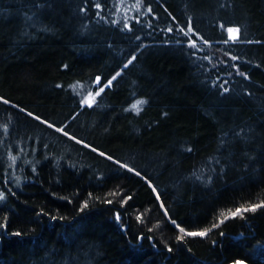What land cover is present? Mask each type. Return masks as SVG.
Wrapping results in <instances>:
<instances>
[{
    "label": "trees",
    "instance_id": "obj_1",
    "mask_svg": "<svg viewBox=\"0 0 264 264\" xmlns=\"http://www.w3.org/2000/svg\"><path fill=\"white\" fill-rule=\"evenodd\" d=\"M0 194V264H264V0H0Z\"/></svg>",
    "mask_w": 264,
    "mask_h": 264
},
{
    "label": "snow or ice",
    "instance_id": "obj_2",
    "mask_svg": "<svg viewBox=\"0 0 264 264\" xmlns=\"http://www.w3.org/2000/svg\"><path fill=\"white\" fill-rule=\"evenodd\" d=\"M188 31L191 32L192 29L189 28ZM227 32L229 34V39H231L232 41H236L237 39H239V29L238 28H228ZM129 63H131V61H129ZM113 79H115V77ZM110 83L111 82H109V84ZM100 91H103V88H101ZM96 95H99V92H97ZM89 97H90V99L86 100L85 102L88 103L89 106H91V103L94 102L95 97L91 96V93H89ZM144 103H145V101H143V100L137 101L135 104L132 105V109H134L136 112H139L141 110L140 106L143 105ZM49 126H51V125H49ZM129 170L131 171V169H129ZM0 198H3L2 194H0ZM257 207H264V204L252 205L250 207H244V208H238V209H236L235 212L230 213V215L232 217H235V216L241 214L242 212L255 211ZM225 218H227V217H225ZM221 222H223V221H221ZM208 231L209 230H205V231H201V232H186L183 228H180V232L183 235H187V236H200V237H203V236L207 235ZM181 239H182V237H181ZM236 264H240V262L237 261Z\"/></svg>",
    "mask_w": 264,
    "mask_h": 264
},
{
    "label": "rangeland",
    "instance_id": "obj_3",
    "mask_svg": "<svg viewBox=\"0 0 264 264\" xmlns=\"http://www.w3.org/2000/svg\"><path fill=\"white\" fill-rule=\"evenodd\" d=\"M89 99H90V98H87L86 100H89ZM86 104H88V103H86ZM37 121H39V120H37ZM39 122H40V121H39ZM50 128L56 130L54 127H50ZM57 131H58V130H57ZM234 264H236V263H234ZM240 264H245V263L240 262Z\"/></svg>",
    "mask_w": 264,
    "mask_h": 264
},
{
    "label": "water",
    "instance_id": "obj_4",
    "mask_svg": "<svg viewBox=\"0 0 264 264\" xmlns=\"http://www.w3.org/2000/svg\"><path fill=\"white\" fill-rule=\"evenodd\" d=\"M98 81V79H96Z\"/></svg>",
    "mask_w": 264,
    "mask_h": 264
}]
</instances>
